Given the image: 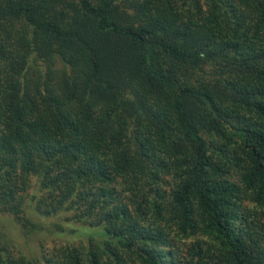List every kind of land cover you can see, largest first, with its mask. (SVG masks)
<instances>
[{"label":"trees","instance_id":"16d2710c","mask_svg":"<svg viewBox=\"0 0 264 264\" xmlns=\"http://www.w3.org/2000/svg\"><path fill=\"white\" fill-rule=\"evenodd\" d=\"M0 215L61 233L0 264H264V0H0Z\"/></svg>","mask_w":264,"mask_h":264},{"label":"rangeland","instance_id":"374dc122","mask_svg":"<svg viewBox=\"0 0 264 264\" xmlns=\"http://www.w3.org/2000/svg\"><path fill=\"white\" fill-rule=\"evenodd\" d=\"M6 217V216H4ZM3 215H0V224L4 225L5 230H7L9 234L14 236L18 247L23 248L25 251L29 252L33 250V252H38L40 250L39 246H43L44 248H50L52 245H57L60 243L58 238L61 233H58L57 227L54 225L55 221L50 218H35L37 219L38 229L33 232V234H25L20 231L18 228L13 229L11 227V223L8 226L7 221L4 220ZM5 224L7 227H5ZM94 233L93 231H91Z\"/></svg>","mask_w":264,"mask_h":264}]
</instances>
